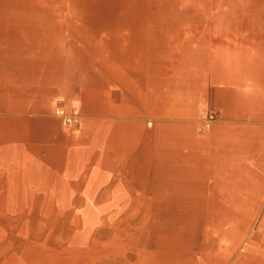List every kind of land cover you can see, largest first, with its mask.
<instances>
[{
    "label": "crops",
    "instance_id": "0c3cea01",
    "mask_svg": "<svg viewBox=\"0 0 264 264\" xmlns=\"http://www.w3.org/2000/svg\"><path fill=\"white\" fill-rule=\"evenodd\" d=\"M70 10L0 3V201L96 185L133 203L119 216L211 219L163 230L132 264H264V0L173 21Z\"/></svg>",
    "mask_w": 264,
    "mask_h": 264
},
{
    "label": "rangeland",
    "instance_id": "374dc122",
    "mask_svg": "<svg viewBox=\"0 0 264 264\" xmlns=\"http://www.w3.org/2000/svg\"><path fill=\"white\" fill-rule=\"evenodd\" d=\"M20 1L33 0H0V3ZM36 1L68 4L73 17H153L173 21L194 17L195 11L200 12L199 17L209 16V3L216 0ZM194 1L199 10L195 9ZM240 1L230 0L235 6ZM71 190L48 196L57 198L53 200L0 201V264H132L137 255L145 253L147 241L161 242L163 230L175 229L189 221L206 225L205 221L211 220L119 216L133 203L113 200V195H106L111 199L104 201L96 185L80 184ZM246 222L241 238L256 226V219Z\"/></svg>",
    "mask_w": 264,
    "mask_h": 264
},
{
    "label": "built area",
    "instance_id": "2783aa9c",
    "mask_svg": "<svg viewBox=\"0 0 264 264\" xmlns=\"http://www.w3.org/2000/svg\"><path fill=\"white\" fill-rule=\"evenodd\" d=\"M56 114L59 115L62 119V122L67 127L75 126L80 119V111L78 107H73L71 110L67 111L62 107H59L56 110ZM217 112L213 108H206L202 111L200 115V123L197 126L198 131H206L210 129L212 122L216 119ZM252 229H250L251 231ZM250 231L247 233V236L242 241L241 245L239 246V250L243 251L245 246L247 245V237L249 236Z\"/></svg>",
    "mask_w": 264,
    "mask_h": 264
}]
</instances>
